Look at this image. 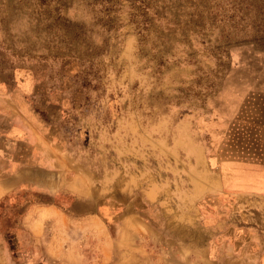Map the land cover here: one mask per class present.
Wrapping results in <instances>:
<instances>
[{"label": "rangeland", "instance_id": "rangeland-1", "mask_svg": "<svg viewBox=\"0 0 264 264\" xmlns=\"http://www.w3.org/2000/svg\"><path fill=\"white\" fill-rule=\"evenodd\" d=\"M38 116L51 189L121 211L92 227L115 261L166 264L173 220L223 226L235 182L264 179V0H0V123Z\"/></svg>", "mask_w": 264, "mask_h": 264}, {"label": "crops", "instance_id": "crops-1", "mask_svg": "<svg viewBox=\"0 0 264 264\" xmlns=\"http://www.w3.org/2000/svg\"><path fill=\"white\" fill-rule=\"evenodd\" d=\"M48 126L49 122L42 123L40 116L21 130L14 124L10 129L8 123H0V220L5 216L18 220L12 233L0 228V264H11L14 253L26 264H109L110 260L121 264L119 259L115 261L114 244L105 251L109 237L105 241L104 226L100 235L92 228L104 222L120 226L121 211H110V206L117 208L114 204L94 205L88 198H72L63 189H51L53 184L42 178L51 168L49 153L41 148L40 135L52 139L53 144L59 142L54 136L48 137ZM231 191L225 201L229 211L223 226L200 227L194 220L184 233L179 228L184 221L176 219L172 222L176 228L161 233L160 250L169 260L166 264H264V193H260L264 192V179L235 182ZM14 201L21 204L10 209L8 204ZM48 222L52 230L46 227L44 231L42 226ZM90 235L102 240L96 244L102 254L93 263L76 254Z\"/></svg>", "mask_w": 264, "mask_h": 264}]
</instances>
